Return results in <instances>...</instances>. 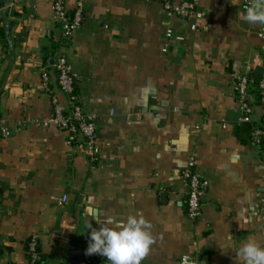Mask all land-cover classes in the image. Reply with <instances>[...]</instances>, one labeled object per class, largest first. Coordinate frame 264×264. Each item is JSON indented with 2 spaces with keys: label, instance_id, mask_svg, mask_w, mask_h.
Wrapping results in <instances>:
<instances>
[{
  "label": "crops",
  "instance_id": "obj_1",
  "mask_svg": "<svg viewBox=\"0 0 264 264\" xmlns=\"http://www.w3.org/2000/svg\"><path fill=\"white\" fill-rule=\"evenodd\" d=\"M56 1L0 0V264H28L32 236L41 264H71L72 252H86L89 224L138 212L154 240L141 264H241L244 242L264 247V156L237 122L234 88L235 75L264 78V25L245 21L244 0H192L200 16L188 19L167 17L157 1L62 0L69 16L83 5L65 53L97 116L98 158L43 125L53 96L68 105L54 68ZM263 118L256 105L253 121ZM191 156L209 181L194 221L182 177Z\"/></svg>",
  "mask_w": 264,
  "mask_h": 264
},
{
  "label": "built area",
  "instance_id": "obj_2",
  "mask_svg": "<svg viewBox=\"0 0 264 264\" xmlns=\"http://www.w3.org/2000/svg\"><path fill=\"white\" fill-rule=\"evenodd\" d=\"M161 2L167 17H177L180 19H188L194 15L200 16L196 12V4L192 0H184L176 4L172 0H148ZM253 0H244V4L249 6ZM54 20L61 24V32L63 38V50L55 59L54 68L57 74L58 85L61 92L67 97L68 105L64 107L57 97H52V117L43 125H54L67 135V143L73 145L82 140V147L91 156L98 158L101 150L98 145L97 135V116L89 112L82 104L77 93V76L73 73L68 56L65 53L77 33L83 25V5L79 2L73 12L69 16L66 6L62 0H57L53 6ZM198 25L191 26L192 31H197ZM167 39L182 41L180 36H176L174 32L168 30L166 32ZM261 40V49L264 52V29L259 33ZM166 51V49L164 50ZM49 77L47 74L43 76V87L48 90ZM234 88L236 92L238 108L240 116L238 118L239 125L251 124L254 117L255 105L253 99L258 98L257 107L264 112V78L259 80L254 88L253 81L249 74H238L234 77ZM255 90V92H253ZM3 137H8L10 133L1 124ZM264 126L263 128L254 127L252 130V143L260 150L263 149L264 156ZM187 186L186 211L191 220L199 217L203 199L209 187V181L202 178L197 171V162L195 157L191 156L186 162L185 169L182 174ZM262 202V212L264 213V198ZM28 264H41L42 255L39 249L37 236H32L27 243ZM82 264H109L106 257L99 254L83 255ZM179 264H194L192 259L184 256Z\"/></svg>",
  "mask_w": 264,
  "mask_h": 264
},
{
  "label": "clouds",
  "instance_id": "obj_3",
  "mask_svg": "<svg viewBox=\"0 0 264 264\" xmlns=\"http://www.w3.org/2000/svg\"><path fill=\"white\" fill-rule=\"evenodd\" d=\"M244 19L249 24L264 25V2L253 0L246 8ZM99 228L91 229L86 253L99 254L109 264H141L154 243L151 222L139 212L126 219L108 216L97 221ZM236 255L241 264H264V247L255 239L244 242Z\"/></svg>",
  "mask_w": 264,
  "mask_h": 264
},
{
  "label": "trees",
  "instance_id": "obj_4",
  "mask_svg": "<svg viewBox=\"0 0 264 264\" xmlns=\"http://www.w3.org/2000/svg\"><path fill=\"white\" fill-rule=\"evenodd\" d=\"M0 36L1 37H5L4 36V32L3 31H1V33H0ZM57 48V47H56ZM55 49V48H54ZM250 78H251V80L253 81V86H254V88H255V86H256V84H257V82H258V80L257 79H255L254 77H252L251 75H250ZM255 90L256 89H254V91L253 92H255ZM256 101H255V103H254V105L256 106L257 104H258V98H254ZM241 126H249L248 128L250 129V136H251V141H252V130H253V128L254 127H258V128H263V126H264V118L263 119H261L260 121H258V122H252L251 124H245V125H241ZM253 142V141H252ZM262 142H264V139L262 140ZM262 151V153H263V149L261 150ZM28 243V242H27Z\"/></svg>",
  "mask_w": 264,
  "mask_h": 264
},
{
  "label": "water",
  "instance_id": "obj_5",
  "mask_svg": "<svg viewBox=\"0 0 264 264\" xmlns=\"http://www.w3.org/2000/svg\"><path fill=\"white\" fill-rule=\"evenodd\" d=\"M82 262H83V253L81 251H74L71 253V264H82Z\"/></svg>",
  "mask_w": 264,
  "mask_h": 264
}]
</instances>
